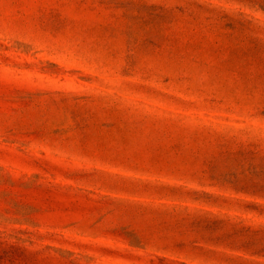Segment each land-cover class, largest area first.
<instances>
[{
	"label": "rangeland",
	"instance_id": "374dc122",
	"mask_svg": "<svg viewBox=\"0 0 264 264\" xmlns=\"http://www.w3.org/2000/svg\"><path fill=\"white\" fill-rule=\"evenodd\" d=\"M0 264H264V0H0Z\"/></svg>",
	"mask_w": 264,
	"mask_h": 264
}]
</instances>
